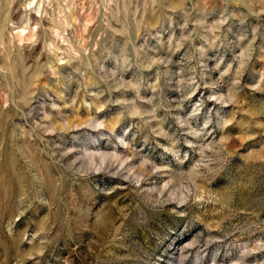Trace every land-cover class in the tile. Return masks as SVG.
I'll return each instance as SVG.
<instances>
[{
    "label": "rangeland",
    "instance_id": "rangeland-1",
    "mask_svg": "<svg viewBox=\"0 0 264 264\" xmlns=\"http://www.w3.org/2000/svg\"><path fill=\"white\" fill-rule=\"evenodd\" d=\"M0 264H264V0H0Z\"/></svg>",
    "mask_w": 264,
    "mask_h": 264
}]
</instances>
